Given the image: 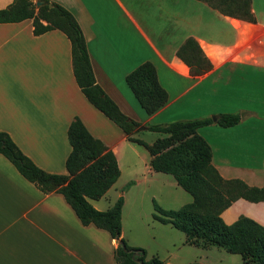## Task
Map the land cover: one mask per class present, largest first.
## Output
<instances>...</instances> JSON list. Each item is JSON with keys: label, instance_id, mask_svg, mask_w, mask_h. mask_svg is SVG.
<instances>
[{"label": "crops", "instance_id": "obj_1", "mask_svg": "<svg viewBox=\"0 0 264 264\" xmlns=\"http://www.w3.org/2000/svg\"><path fill=\"white\" fill-rule=\"evenodd\" d=\"M11 1L0 0V8ZM48 1L74 16L95 83L123 114L140 123V132L147 125L238 113L234 125L222 127L211 119L196 131L208 144L210 162L223 179L264 187V0H250L254 22L223 15L201 0ZM187 37L197 42L211 65L200 75H191L176 55ZM144 62L152 64L167 95L150 114L125 82V76ZM0 81V131L37 167L65 174L70 151L66 130L77 117L113 153L119 169L106 192L87 201L105 210L121 196L120 237L126 244L142 248L146 259L155 256L168 264H183L175 249L188 244L169 224L156 220L168 228H157L166 233L157 239L146 235L152 243L125 237L124 216L140 210L144 197L152 201L159 194L167 204L162 209H177L191 197L182 203L173 177L150 168L146 148L127 140L86 100L72 74L65 34L51 29L34 35L31 19L0 23ZM123 172L127 181L117 186ZM108 193L106 207L97 206ZM177 201L179 206L170 205ZM239 215L264 225V201L237 198L220 213L226 224ZM128 218L133 234L148 232L149 222L139 211ZM116 244L104 229L82 225L60 193H42L0 154V264H115Z\"/></svg>", "mask_w": 264, "mask_h": 264}, {"label": "trees", "instance_id": "obj_2", "mask_svg": "<svg viewBox=\"0 0 264 264\" xmlns=\"http://www.w3.org/2000/svg\"><path fill=\"white\" fill-rule=\"evenodd\" d=\"M40 1L42 4L36 7L33 0H12L0 8V23L31 19L34 35L51 29L65 34L70 44L72 74L86 100L119 127L127 140L146 148L152 170L171 175L191 197L177 209L154 205L157 214L153 213L152 217L182 232L189 245L201 249L220 247L239 254L241 264H264V225L244 215L229 224L220 217L221 211L237 198L264 201V187L248 186L239 179H223L218 174L210 162L208 144L196 131L210 124L211 119L204 117L147 125L145 130L160 134L150 144L135 136L140 132V123L123 114L95 83L83 34L74 16L55 2ZM201 1L223 15L255 21L250 0ZM176 55L189 67L191 75H200L211 67L191 37L182 42ZM125 82L147 114L163 105L167 98L149 62L132 69L125 76ZM239 118L238 113H222L217 115L216 123L227 127L237 123ZM66 135L70 151L64 162L65 174L49 173L37 167L4 131H0V154L42 193H60L82 225L92 224L107 231L117 241L113 249L115 264H168L155 256L146 259L142 248L130 247L120 237L121 196L105 210L95 209L86 199H98L117 179L119 169L113 153L91 136L75 116Z\"/></svg>", "mask_w": 264, "mask_h": 264}, {"label": "rangeland", "instance_id": "obj_3", "mask_svg": "<svg viewBox=\"0 0 264 264\" xmlns=\"http://www.w3.org/2000/svg\"><path fill=\"white\" fill-rule=\"evenodd\" d=\"M3 87H4V83L0 81V89H2ZM136 136L140 139H143L147 143H150L154 139L159 137L160 134H158L156 132L145 130L142 132H138L136 134ZM134 148H136L137 150H140V151L142 150V148L139 146H135ZM128 154H132V152L129 151ZM130 162H132V161H128V163H130ZM121 167L123 170H125L124 166H121ZM126 179L127 178L123 172L121 175V179L117 182V186L120 185L123 181H127ZM181 192H182V198H180V199H181L182 203L184 201H189L190 195L188 193H186L185 191H183L182 189H181ZM110 194L111 193H108L107 195H105L104 197L99 199L98 203H95V204L99 207H106ZM185 196H188V200H185ZM178 201L176 202V204H170V205H174V207L179 206L180 204ZM163 203L164 202H163L162 198H160L159 194H157L156 197L153 198L152 201H149V198L147 199V197H144V199H142L141 209L138 211H139L140 216L146 217V220L149 222V224L146 227L148 232L144 233V234H139L138 232H136V234H133V231L131 230V226H128V224H129L128 223L129 222L128 217L131 216V214L137 213L138 211L132 210L131 212H129L130 209L126 208L127 212H129V214L128 215L126 214L124 216L125 237L130 238L133 236V237H137L140 240L144 239L145 241H143V243H148V242L152 243L151 238L146 237V235H148V236L153 235V236H155L156 239H157L158 235L161 233H162L161 235L164 236L166 233L160 232V231L163 228H168V227L160 225L152 217V214L156 213V211L154 210V205L159 206V207H161V205H164V206L167 205L166 202H165V204H163ZM184 203H186V202H184ZM128 207H129V203H128ZM157 228L158 229L160 228V231ZM170 230H173V229H170ZM177 231H173V232H177ZM178 234H180V233H178ZM175 250L179 253V255L181 257L184 258V262H182L183 264H186L187 262H190V261L191 262H197L199 264H241V259H240L239 254L227 252L224 249H222L220 247H216V246H210V247L201 249L198 247L191 246L189 244L188 245L185 244V245L177 246V248ZM185 261H187V262H185Z\"/></svg>", "mask_w": 264, "mask_h": 264}, {"label": "water", "instance_id": "obj_4", "mask_svg": "<svg viewBox=\"0 0 264 264\" xmlns=\"http://www.w3.org/2000/svg\"><path fill=\"white\" fill-rule=\"evenodd\" d=\"M33 1H34V3H35V6H36V7H38L40 4H42V1H40V0H33ZM211 119H212L213 121H216L217 117H216V116H211Z\"/></svg>", "mask_w": 264, "mask_h": 264}]
</instances>
